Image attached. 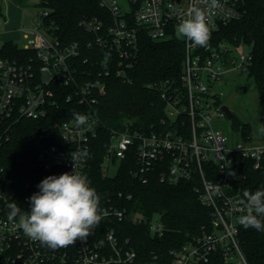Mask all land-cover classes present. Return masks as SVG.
I'll return each instance as SVG.
<instances>
[{
	"label": "built area",
	"instance_id": "obj_1",
	"mask_svg": "<svg viewBox=\"0 0 264 264\" xmlns=\"http://www.w3.org/2000/svg\"><path fill=\"white\" fill-rule=\"evenodd\" d=\"M98 2L112 23L106 26L97 17L81 20L84 31L95 35L93 43L106 51L104 59L88 68V60H81L83 46H61L58 28L46 24L49 11L44 8L39 9L31 28L19 29L26 41L19 47L33 55L10 58L3 55V45L0 47V146L10 143L14 126L21 120L46 119L63 102L76 101L85 108L77 113L88 117L87 124L77 127L73 118L55 123L65 144L55 145L40 135L35 141L37 159L46 170H60L61 174L74 170L89 178L92 139L101 124L95 107L106 93L102 77L115 73L123 81L130 80L128 71L138 62L142 36L155 42L180 40L185 45V59L179 81L148 85L166 102V118L151 133L130 131L129 127L121 133L111 131L103 169L105 172L110 164L119 167L131 151L136 160L133 175L142 183L153 175L164 183H193L199 202L215 212L211 229L203 227L201 233L171 250L165 263L141 261L130 240L120 239L109 228L115 221L126 220V211L110 207L102 209L100 223L85 239L51 249L29 239L18 227L19 217L9 221L7 205L15 202L27 214L31 195L19 197L0 168V264H210L216 255L223 264H249L239 238L238 218L246 211L241 203L243 192H254L243 186L247 179L244 168L262 167L264 132L259 142L243 134L235 141L216 125L227 117L220 89L226 76L249 73L253 63L250 47L238 53L239 47L216 41L222 27L243 17L245 0H220L211 17L207 47L193 46L176 36V26L186 18L193 0H127L125 9L118 0ZM62 88L70 92L64 95ZM74 151L87 155L74 162ZM133 220L148 224L153 237L165 233L158 214L151 220L137 214Z\"/></svg>",
	"mask_w": 264,
	"mask_h": 264
},
{
	"label": "trees",
	"instance_id": "obj_2",
	"mask_svg": "<svg viewBox=\"0 0 264 264\" xmlns=\"http://www.w3.org/2000/svg\"><path fill=\"white\" fill-rule=\"evenodd\" d=\"M39 6L49 11L46 24H54L58 28L56 35L61 46L73 43L83 46L81 60H88L87 68L104 59L106 51L93 43L95 35L80 26L82 19L94 17L102 18L106 26H110L112 19L100 7L98 0H41ZM216 41L251 48L253 63L249 75L260 92V119L264 125V0H245L243 17L222 27ZM90 43L92 47L88 48ZM3 55L22 58L33 55V52L9 41L3 45ZM184 59L185 45L182 41L155 42L142 36L138 62L134 69L128 71L130 80L123 81L115 73L102 77L106 82V93L99 98L95 107L101 124L97 137L92 139L93 158L88 180L100 195L101 211L110 207L126 211V220L115 221L109 224V228L115 230L120 239L130 240L141 261L155 259L165 263L171 250L201 233L203 227L210 231L215 217L212 208L199 202L191 182L169 184L153 175L146 184L142 183L133 175L136 160L131 151L120 161L114 176L106 175L103 169L111 131L121 133L129 127L130 131L151 133L166 118V102L157 89H151L148 85L179 81ZM61 91L64 95L70 92L68 88ZM83 110L85 108L78 102L65 101L46 119L21 120L14 126L10 143L0 146V168H4L19 197L38 192L37 185L45 177L61 174L60 170H46L40 164L36 138L45 135L53 144L63 146L65 143L55 123L68 121L73 118V113ZM233 128L241 130L246 138L252 136L251 125L242 123L236 116L233 118ZM244 172L247 176L243 181L245 188L255 191L264 187V162L261 168H244ZM137 214L148 220L160 215L165 227L163 237H153L148 224L135 223L133 217ZM239 238L248 263L264 264V232L241 226ZM210 264H223V261L216 255Z\"/></svg>",
	"mask_w": 264,
	"mask_h": 264
},
{
	"label": "clouds",
	"instance_id": "obj_3",
	"mask_svg": "<svg viewBox=\"0 0 264 264\" xmlns=\"http://www.w3.org/2000/svg\"><path fill=\"white\" fill-rule=\"evenodd\" d=\"M220 7V0H193L186 18L176 26V36L193 46L207 47L211 38V17ZM77 127L86 125L88 117L73 113ZM264 132V128L260 129ZM87 152L74 151V162ZM30 198V210L22 214L17 203L7 205L9 221L19 217L18 227L31 240L51 249L73 246L85 239L101 221L100 195L87 177L73 172L49 175L38 185ZM245 214L238 218L244 229L264 232V187L254 192L245 190L241 200Z\"/></svg>",
	"mask_w": 264,
	"mask_h": 264
},
{
	"label": "rangeland",
	"instance_id": "obj_4",
	"mask_svg": "<svg viewBox=\"0 0 264 264\" xmlns=\"http://www.w3.org/2000/svg\"><path fill=\"white\" fill-rule=\"evenodd\" d=\"M41 0H0V47L7 39H13L20 47L24 46L26 41L21 32L16 33V29L31 28L33 21L37 18ZM121 6L127 8V0H118ZM12 31V34L8 32ZM8 36V38H7ZM248 46L241 45L238 53L247 51ZM220 89L224 92L222 104L230 108L235 116L244 124H250L252 127L253 142H259L262 139L263 128L261 114V99L259 89L249 73H230L226 76ZM216 125L222 128V131L232 140L241 139L243 132L233 128V119L228 117L216 121ZM106 169V168H105ZM118 164H110L105 171L108 176H114L117 172Z\"/></svg>",
	"mask_w": 264,
	"mask_h": 264
},
{
	"label": "water",
	"instance_id": "obj_5",
	"mask_svg": "<svg viewBox=\"0 0 264 264\" xmlns=\"http://www.w3.org/2000/svg\"><path fill=\"white\" fill-rule=\"evenodd\" d=\"M222 111L226 114V116L229 118V119H233L235 114L230 110V108L226 105H224L222 107Z\"/></svg>",
	"mask_w": 264,
	"mask_h": 264
},
{
	"label": "crops",
	"instance_id": "obj_6",
	"mask_svg": "<svg viewBox=\"0 0 264 264\" xmlns=\"http://www.w3.org/2000/svg\"><path fill=\"white\" fill-rule=\"evenodd\" d=\"M15 32H16V33H19L20 31H19V29H16V31H15ZM8 34H12V31L8 32ZM0 37H2L1 39H4V38H6V37H4V35H2V36L0 35ZM7 38H8V36H7ZM23 39H24V38H23ZM9 41H13V42H15L13 39H10V40H9V39H7V40H5V43H6V42H9ZM5 43H4V44H5ZM15 43H16V42H15ZM4 44H3V45H4ZM16 44L19 46V44H18V43H16Z\"/></svg>",
	"mask_w": 264,
	"mask_h": 264
}]
</instances>
